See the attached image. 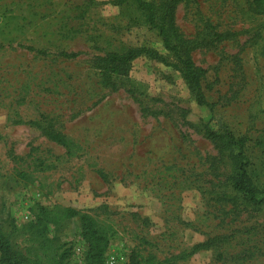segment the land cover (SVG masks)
<instances>
[{"label": "rangeland", "instance_id": "374dc122", "mask_svg": "<svg viewBox=\"0 0 264 264\" xmlns=\"http://www.w3.org/2000/svg\"><path fill=\"white\" fill-rule=\"evenodd\" d=\"M116 2L0 0V230L23 249L41 207H73L104 232V264H223L228 243L231 254L256 251L230 264H264V206L229 212L232 204L217 200L228 165L203 135L211 127L246 137L252 163L264 168V0L176 6L177 33L205 70L212 109L154 59L102 78L98 57L109 51L147 46L172 61L139 13ZM44 128L79 150L68 155ZM44 223L69 264H87L78 217ZM211 238L219 248L178 259Z\"/></svg>", "mask_w": 264, "mask_h": 264}, {"label": "trees", "instance_id": "16d2710c", "mask_svg": "<svg viewBox=\"0 0 264 264\" xmlns=\"http://www.w3.org/2000/svg\"><path fill=\"white\" fill-rule=\"evenodd\" d=\"M190 1L117 0L116 4L129 5L139 13L142 24L156 32L164 49L171 54L172 61H168L167 57L157 49L147 46L129 48L123 52L109 51L104 56L98 57L102 78L111 80L113 76L124 75L129 70L131 62L138 57L154 59L176 69L188 86L196 103L212 109V104L209 103L202 84L205 70L195 64L189 53V48L186 50L183 48L189 42L182 38L181 33H177L175 27L176 6L179 3ZM259 11L258 13H262L264 17V3L259 7ZM27 48L33 49L30 46H27ZM36 51L37 53L42 52L40 50ZM60 55L65 58L77 56L74 53L65 52H61ZM262 55L264 57V51ZM29 123L40 124L36 120ZM44 133L48 139L62 146L68 155H72L80 148L70 137L53 128H44ZM203 135L214 146H217L218 156L215 157L217 162L228 165L226 173V186L228 185V189L227 191L218 192L217 200L232 204L229 212L233 210L234 206H239L240 203L250 206V208L261 209L264 206V168L258 169L252 163L248 153L251 147L246 144L247 138L236 135L228 128L221 130H214L211 127L206 128ZM259 141L264 144L263 140ZM75 217L79 219L82 238L86 244V263L104 264V254L107 246L104 232L91 216L73 207H55L51 209L41 207L37 219L28 224L29 228L36 230V232H30L29 241L31 244L23 249L16 247L10 239V235L0 230V264H69L67 258L69 250L60 251L58 247H54L52 241L46 237L44 221L57 225ZM220 243L214 238L206 239L203 242L194 244L188 252H181L177 257L182 260L201 250L217 249L220 247ZM230 247L228 243L225 250L227 253L224 251L218 252V256L222 257V260L224 259L223 254L226 253L227 259L223 264L236 263L242 257H245L247 261L256 253V251L242 249L240 252L231 254ZM263 254L264 252L260 253V255ZM228 259L231 260L228 261Z\"/></svg>", "mask_w": 264, "mask_h": 264}, {"label": "built area", "instance_id": "2783aa9c", "mask_svg": "<svg viewBox=\"0 0 264 264\" xmlns=\"http://www.w3.org/2000/svg\"><path fill=\"white\" fill-rule=\"evenodd\" d=\"M114 264V263H113Z\"/></svg>", "mask_w": 264, "mask_h": 264}]
</instances>
